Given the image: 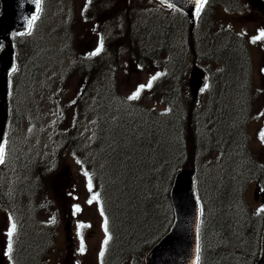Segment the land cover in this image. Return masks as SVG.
<instances>
[{"label": "rangeland", "instance_id": "obj_1", "mask_svg": "<svg viewBox=\"0 0 264 264\" xmlns=\"http://www.w3.org/2000/svg\"><path fill=\"white\" fill-rule=\"evenodd\" d=\"M108 1L101 0V3H112L119 9L112 12V21L109 8L97 10L92 7L86 10V0H49L48 20L42 22L40 17L25 42L30 46V59L22 64L24 71L13 86L10 102V110L18 112L21 125H11L8 146L0 161V200L5 197L10 203L5 209L0 208L1 263L8 264L5 260L6 245L11 242L13 246L16 237H21L17 244L22 247V253L30 245L27 254L31 258L28 264H31L42 254L37 251L45 239L55 235L54 240L50 241L49 251L47 243L44 245L41 264H100L99 257L108 231L102 207L107 203L110 213L116 206H123L122 201L129 200L130 194L124 183L132 168L137 167L140 156L138 154L132 162H127L128 156L117 157L114 160L117 169L114 162H109L112 149L113 155L117 156L131 144L128 135L122 137L116 131L117 122L120 124L130 115L145 122L133 137L139 136L141 142L143 138L150 141L148 146L141 145L142 151L150 146L147 149L149 156L144 159L149 163L147 167L140 166L135 174L141 175L158 168L157 163L162 158L170 164L177 159L196 163L199 167L197 174L201 179H207L208 187L200 189L202 200L207 202V214H214L215 211L220 214L223 210L229 218L225 224L218 221L216 225L222 229L223 235L216 231L215 226L210 227L206 245L220 248L222 255L218 261L230 256L227 264L246 262L244 251L252 229L251 219L247 216L250 212L264 211V200L260 193L264 190L262 182L254 178L241 185L242 177L249 173L243 169H252L247 164L248 155L252 154L256 158L254 161L264 164L263 22L253 15L252 7L248 6L246 0L240 4L233 0L227 7L215 6L207 14L213 6L211 4L193 29L186 18L182 19L158 0ZM131 11H134L132 15L128 14ZM207 15L210 27L203 26V19ZM42 24L45 30H41ZM103 29L175 30L179 35L183 33L180 37L185 35V30H196L193 39L186 36L178 41L181 45L195 48V54L199 50L202 66L210 71L213 66L204 55L210 43L224 44L227 37L241 38L245 49L242 51V63L246 62V68L241 70L240 81L228 95L220 89L215 97L216 88L213 86L212 90L209 87L197 107L186 106L183 111L170 109L166 113L168 107L161 102L158 90L146 93L148 83L154 75L170 66L181 79L184 66L175 63V59L178 54L179 57L183 56L184 62L185 57L189 58L185 48L176 53L171 50V55L167 57L160 55L148 66H140L134 58L133 62L130 61L126 54L113 53V58L116 57L115 67H112L114 72L106 68V76L103 79L100 77L101 85L94 91L92 89L96 84L84 83L86 96L72 104L79 85L72 76L66 75L65 69L75 57L92 55L89 50L96 47L97 32ZM204 30H215L214 36L208 37ZM153 37L157 36L154 34ZM153 40L150 39L148 43L158 47L160 41ZM233 42L238 47L239 42ZM141 45L136 44V48L140 49ZM140 96L141 100H136ZM210 98L217 100V104L229 103L225 105L228 149L222 157L211 154L206 161L204 149L207 136L202 126L192 129V119V126L186 125L184 120L190 114L196 117L208 111ZM138 109L152 114L144 117ZM181 117H184L183 121H178ZM197 122H200V118ZM175 125H181L183 129ZM169 126L170 130L165 131ZM157 129L161 130L160 134L149 132L157 133ZM60 132H63L61 136ZM223 135L226 137L227 132L223 131ZM72 138L77 142L76 148L73 147ZM222 181L223 197L220 198L224 199L222 204L225 208L222 204H211L212 187ZM128 182L131 187L132 179ZM258 186H261L259 192L255 190ZM124 187L127 189L125 192L122 191ZM136 191L139 196L136 201L140 200V195L150 192L141 191L140 187H136ZM142 214L141 207L137 208L135 216L142 220ZM67 219L72 228V239L68 242L64 239L67 233L60 226H64ZM132 223L130 220L127 225L131 226ZM118 233L120 235L119 230ZM224 235L232 236L228 239ZM240 237H245L244 241L240 242ZM134 239L139 238L135 236ZM224 249L232 251V255H224Z\"/></svg>", "mask_w": 264, "mask_h": 264}, {"label": "trees", "instance_id": "obj_2", "mask_svg": "<svg viewBox=\"0 0 264 264\" xmlns=\"http://www.w3.org/2000/svg\"><path fill=\"white\" fill-rule=\"evenodd\" d=\"M207 1H209V3L207 2L208 6L211 4L213 5V6L211 5L212 7L210 6L211 7L210 10L207 12V14H209L211 13V11L214 9L215 6L218 5L226 6L233 0H207ZM133 12L134 11H131L128 14L132 15ZM203 26H209V27L211 26L208 15L205 19H203ZM102 31H103L102 33L107 34V30H102ZM173 31L174 30H122V32L120 31L116 33L112 32V35L114 36L115 42L117 44H121L118 47V49L122 52H126L129 58L132 57L136 62L137 61L139 62L140 59H142L143 61H151L155 57L156 58L160 57V55L165 51H168L170 54H171V50H173V52L175 53L178 52L179 49L178 36L176 37V35H173L174 33ZM211 31L214 32V30ZM154 34L157 37L154 38L153 37ZM108 37H111V35H108ZM150 39H154L153 41L159 40L160 45L158 47H154L153 43H148L151 42ZM172 39L174 40L172 41ZM233 40H236L238 42V39L232 37V39L228 40L226 44L221 48H219L218 50L212 49L211 52H209L210 57H207V60H209L210 63H213L214 65L217 66V69L215 68L214 72L212 70L210 71L207 69L212 74V79H213L212 83L213 86L216 88L214 91L215 97L217 95V91L220 89L223 90L224 92L230 87L228 91L231 90L233 91L234 85H236L241 79V74H242L241 70H244L242 63L243 57L241 56V51L236 48V45H234ZM26 41H28V39ZM26 41L20 44L18 41H15V49L17 52L18 64L20 63V59L18 55L19 52L21 53L22 56V62L24 60L27 62L30 59L28 57L30 46L28 43L27 44L25 43ZM147 43L148 45H145ZM164 43H166V45ZM136 44H142L140 49L136 48ZM151 46H153V48ZM164 48L166 49L165 51H163ZM136 57H139V59ZM105 59H106V53H103L99 55L97 58L91 60L90 59L79 60V62L80 61L87 62V63L81 62L79 65V70L81 73H83L84 70L87 71L88 73L93 71H97V73L98 72L101 73L103 71V68H101L100 66L102 65L98 63L104 62ZM177 61L180 65H184V59L182 55L179 57L178 54ZM168 77L165 78L164 80L162 79L153 80L154 81L153 83L156 84L153 90H158L159 94L161 95L160 98L161 102H164L174 111H183L181 103H183L184 101L180 99L179 93H183L184 96L186 95L184 91L185 82L182 79H180V76H174V75L172 76V73L171 76ZM218 105L219 104H217V100L216 101L213 100L211 106L214 107V110L212 111L211 114H209L212 119L216 115V111L220 112V108L224 107V106L222 107L219 106L218 108ZM15 114L16 115H11L10 117L11 119H15L14 124L19 126L21 122V118L19 117L17 112ZM224 117H225V112L224 114L221 112V119L217 124H220L221 126L224 121ZM205 121L207 122L206 119ZM140 125L144 126L145 122L143 124H139L134 121L128 120L126 122L123 121L120 124L119 123L117 124V129L121 130L120 135L126 134L128 135V137L131 138L130 141L131 144H129L127 150L130 156V160H129L130 162H132L133 159H135L138 154L140 156L141 154H143L144 158H148L149 156L148 150L150 146L145 147L144 151H142V147H141V145L143 144H146V146H148L149 144L148 142H150L148 141V138H143V141L141 142L139 136L133 137L134 133L139 131ZM223 126L224 123L217 132L216 130H214L213 132L208 130L210 139L214 140L215 142L211 144L210 148L207 149L205 152L208 153L211 150L214 149L221 150L223 148L221 143L218 142L219 140H217L220 137L225 139L223 135V131H227V128ZM168 130H170V127L169 129L168 127L165 129V131ZM149 132L153 133V135H157L160 134L161 130L157 129V133L156 131L155 132L149 131ZM223 152H224V148L222 149V153ZM140 156H139V160H140ZM148 163L149 162L144 161V164H148ZM185 165L187 164L185 163L183 164V162L180 159L179 160L177 159L174 161V163L170 164L168 160L162 158L159 161V167L156 173L153 172L151 173L150 176L146 174V171L143 173V175H145L144 180H141L138 177L140 176V173L135 174L137 170L134 169L138 168V166L135 167L133 170H131L132 172H130L131 174H129L128 179H125L126 181L125 186L128 188V192H129L128 194H130V196L128 197L129 200L127 201L125 199L124 202L122 201L123 206H118L117 212L120 213V215L117 214L116 216L117 221H115L112 224L114 230L117 229V231L118 230L120 231V235L118 232H116L114 238L111 241V247L109 252H110V261L113 264H117L120 262H127L129 264H140L144 249H146L149 245H151L154 242V240L159 235H161L168 227L169 221L171 219V211L168 203V188L170 186L174 171L184 167ZM129 179L130 180L132 179V182L130 183L132 184L131 187H129V182H128ZM155 179L159 180V185L153 188L152 183ZM136 187L137 188L140 187L141 191L150 190V192H145V195H140V200L136 201L139 199L138 193L136 191ZM139 207H141L143 212L142 220H140V218L135 216V211ZM131 210L132 212H130ZM226 219L229 218L222 210V213L218 215L214 225L215 228L217 229L216 230L217 232L222 233V229L216 226L218 221L219 223L223 222L225 224ZM130 220L134 222L132 223L131 226L127 225V223H130ZM207 233H208V228H207ZM252 233L256 236L251 237V239L249 240L247 239L248 246L246 247L245 252L251 251L257 245V234L254 233V230L252 231ZM139 235L141 236L139 237ZM135 236H137V238L139 239H134ZM227 236H230L228 238L231 239L232 235H227ZM244 239L245 237L239 238L240 242L244 241ZM207 241L208 240L206 235V242ZM206 250H207V256L203 257L198 264H225L227 259H231V257L229 256V257H225L226 261L225 260L223 261L224 258L218 261L217 259L220 257V255H222L220 252L221 251L220 248H215V247L210 248L207 245ZM227 255H232V251L229 252ZM229 263L231 262L229 261ZM242 264H246V262L242 261Z\"/></svg>", "mask_w": 264, "mask_h": 264}, {"label": "water", "instance_id": "obj_3", "mask_svg": "<svg viewBox=\"0 0 264 264\" xmlns=\"http://www.w3.org/2000/svg\"><path fill=\"white\" fill-rule=\"evenodd\" d=\"M183 11L194 19L202 0H161ZM264 14V2L251 0ZM39 0H0V111L6 101L8 75L14 68V44L12 34L28 31L31 14L38 10ZM205 73L196 65L190 72L189 85L193 97L205 81ZM3 119L0 118V155L2 150ZM170 198L174 221L166 234L151 246L144 257V264H195L197 260V219L196 201L192 170H181L173 179ZM259 257L254 264H264V231L261 235Z\"/></svg>", "mask_w": 264, "mask_h": 264}, {"label": "bare ground", "instance_id": "obj_4", "mask_svg": "<svg viewBox=\"0 0 264 264\" xmlns=\"http://www.w3.org/2000/svg\"><path fill=\"white\" fill-rule=\"evenodd\" d=\"M221 235H223V234L221 233ZM224 238H228V237L224 235ZM228 239H229V238H228Z\"/></svg>", "mask_w": 264, "mask_h": 264}]
</instances>
